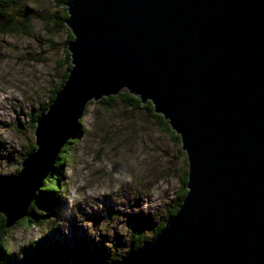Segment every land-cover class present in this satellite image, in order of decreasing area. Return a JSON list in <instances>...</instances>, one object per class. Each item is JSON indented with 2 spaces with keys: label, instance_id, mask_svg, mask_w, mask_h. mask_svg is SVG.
<instances>
[{
  "label": "water",
  "instance_id": "1",
  "mask_svg": "<svg viewBox=\"0 0 264 264\" xmlns=\"http://www.w3.org/2000/svg\"><path fill=\"white\" fill-rule=\"evenodd\" d=\"M72 68L0 174L5 227L27 215L86 106L128 91L168 121L187 193L151 240L108 264H264V0H69Z\"/></svg>",
  "mask_w": 264,
  "mask_h": 264
},
{
  "label": "rangeland",
  "instance_id": "2",
  "mask_svg": "<svg viewBox=\"0 0 264 264\" xmlns=\"http://www.w3.org/2000/svg\"><path fill=\"white\" fill-rule=\"evenodd\" d=\"M11 14L17 30L0 31V174L7 176L35 145L32 115L62 82L72 33L63 0H21ZM81 120L85 133L63 167L60 217L44 210L42 224L13 226L3 264L114 263L131 249L135 229L146 225L149 240L156 236L176 200L187 155L147 108L95 102ZM35 246L57 248L61 260L35 262Z\"/></svg>",
  "mask_w": 264,
  "mask_h": 264
},
{
  "label": "trees",
  "instance_id": "3",
  "mask_svg": "<svg viewBox=\"0 0 264 264\" xmlns=\"http://www.w3.org/2000/svg\"><path fill=\"white\" fill-rule=\"evenodd\" d=\"M21 0H0V31L3 33H10L15 32L17 30L16 24L14 23L13 15L11 14L12 7H15ZM69 0H63L64 3H67ZM63 17V21L65 18ZM25 20H20V23H23ZM74 39L72 33H69L68 36V43L71 42ZM66 52V59L64 60V63L66 64L67 68L63 75L62 82L60 83L59 87H57L51 95L50 101L43 105L42 108L37 112V114L32 115V127L36 128V121L38 117L46 112L48 110V107L53 102L57 92L61 89V87L64 85L66 79L68 78V74L72 68V64L70 62V53L68 50H65ZM101 106L105 108L111 107L113 104L119 103L123 106H126L127 108H134L138 109L141 106H144L147 108L150 115L155 117L164 127V130L167 133H170L172 135H175L174 139L180 140V137L178 134H176L170 127L168 121L165 120V118L155 113L154 107L151 102L142 103L140 98L136 95L131 94L128 91H122L119 94L115 96L110 97H104L97 101ZM95 102L91 101L85 108L84 115L87 114L88 108L90 105L94 104ZM83 115V116H84ZM82 119V118H81ZM80 119L78 123V127L76 128V135L73 138H69L66 143L61 148L60 153L56 157L55 164L53 166L52 171L49 173L48 177L43 181V185L38 190V193L36 195V198L32 201L31 205L28 208L27 215L19 220L16 224H28L30 223H37L42 224L45 220H43L45 217H48L43 214L44 210H47L50 216H58L60 217V214L62 212V202L61 197L63 196V193L65 191V184L62 180L63 176V167L66 165H69L72 160V153L74 146H76L77 142L81 138L82 134L85 133V127L82 123V120ZM36 149V144L32 146V149L28 151V154L32 153ZM187 163V159H186ZM181 190L178 192V196L176 200H174L172 206H170L167 210L166 216L164 220L157 226L154 230V234H158L162 228L165 225V222L167 219L171 216H173L177 211L179 206L182 203V200L184 199L186 193H187V172H185L183 179L181 180ZM39 219H41L39 221ZM16 224L14 227H16ZM13 227V226H12ZM12 227L6 228L5 227V217L0 216V264H3L1 262V258L4 254H9V248L7 239L8 236L11 234ZM149 226L142 225L140 229H135L131 236H130V246L129 248L137 249L139 248L144 242L148 241L149 238L146 235V232L148 230ZM33 256H28L27 258L33 259L35 262L39 261L42 263L45 262V260L59 263L61 260V257L59 256V252L57 248H51L49 251H45L44 249L40 247H33ZM109 263V261H108ZM94 264H104V263H94Z\"/></svg>",
  "mask_w": 264,
  "mask_h": 264
}]
</instances>
